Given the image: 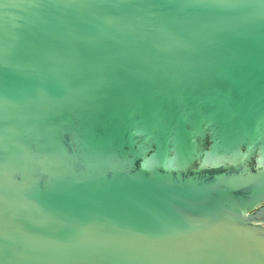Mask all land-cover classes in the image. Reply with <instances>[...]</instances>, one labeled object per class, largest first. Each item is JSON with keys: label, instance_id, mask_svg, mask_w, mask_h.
Segmentation results:
<instances>
[{"label": "water", "instance_id": "obj_1", "mask_svg": "<svg viewBox=\"0 0 264 264\" xmlns=\"http://www.w3.org/2000/svg\"><path fill=\"white\" fill-rule=\"evenodd\" d=\"M0 264H264V0H0Z\"/></svg>", "mask_w": 264, "mask_h": 264}]
</instances>
